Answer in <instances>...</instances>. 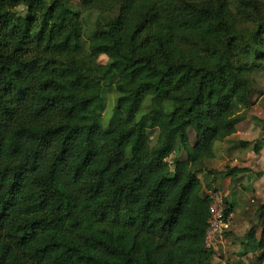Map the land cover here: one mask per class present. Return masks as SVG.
<instances>
[{
    "label": "trees",
    "instance_id": "1",
    "mask_svg": "<svg viewBox=\"0 0 264 264\" xmlns=\"http://www.w3.org/2000/svg\"><path fill=\"white\" fill-rule=\"evenodd\" d=\"M80 3L103 13L87 41L70 0H0V264H212L200 175L254 103L264 1ZM256 211L233 264H264V201Z\"/></svg>",
    "mask_w": 264,
    "mask_h": 264
},
{
    "label": "rangeland",
    "instance_id": "2",
    "mask_svg": "<svg viewBox=\"0 0 264 264\" xmlns=\"http://www.w3.org/2000/svg\"><path fill=\"white\" fill-rule=\"evenodd\" d=\"M264 1V0H263ZM81 0H70V4L76 8H79L81 11V16L82 20L84 23L85 27V32H84V39L87 41V34L90 31V27L93 25L94 22L100 21L101 18L103 17V13L100 11V9L96 6H92L89 9H84V7L81 5ZM20 11H22L20 9ZM113 13H116V9L113 10ZM106 61V57L104 55H101L98 58L99 63H104ZM264 72H259L253 74L252 78V95L251 99L252 101L260 99L259 106H257L256 111L261 115V117H264ZM115 86H111L110 88H106L103 92V97H104V103L100 107V119L102 118L103 122H106L107 119L111 116L112 112V106L114 104V97H115ZM249 110V109H248ZM263 113V114H262ZM263 119V118H262ZM255 120L253 122L249 121V125L251 126L254 125L255 128H249L248 124L245 126V130L248 132V137L251 138L250 141L254 142L257 139H262V147L261 150L263 149V153L261 156H264V123H259L257 124ZM263 121V120H262ZM258 126V127H257ZM252 127V126H251ZM260 132L258 136L255 137L257 132ZM157 131L152 130L151 131V139L152 142L155 140ZM253 137H255L253 139ZM191 140H193V134H191ZM246 150H251V149H246ZM244 150V151H246ZM252 151V150H251ZM253 152V151H252ZM254 153V152H253ZM255 154V153H254ZM172 154L171 156L168 157V160H171L173 158ZM180 156L182 154L180 153ZM254 157V156H253ZM262 164L264 163V160H261ZM211 161H208L205 167L204 173L200 175V179H202V184L204 186L205 190H210L208 188L207 181L204 180L203 178L206 177L209 173V171H218L217 168L213 167L211 165ZM262 164H256L255 168L250 169L249 172L246 174H242L239 177L235 178V180H232L230 184V194L225 193L222 190V187L219 186V182L215 183H209L211 188L215 186L216 188H219L222 190L224 193L226 200L228 204L232 203V217L230 219V229L227 232V239L226 243L219 248V250L215 253V255L212 258V264H222L223 262L228 263V264H233L235 261L238 259L239 256V249L237 248L238 246L240 247V240L242 237L247 234L251 233L254 236H258L259 232V227H258V214L256 211L257 204L262 202L261 200H257L255 196H252L247 194L246 191H249L251 188V181L250 178H254V173L259 170ZM226 166H229L228 163L225 164ZM225 165L221 166V169H224ZM220 168V167H219ZM264 168V167H263ZM241 180V187L237 189L236 191L233 192V198L230 197L232 194L231 191L233 189V182L235 185ZM217 181V180H216ZM259 186V185H258ZM259 190V189H258ZM260 193V191H258ZM251 197V198H250ZM231 201V203H230ZM237 228V230L233 233L231 229ZM224 251V252H223ZM224 253V254H223ZM229 253V255H227ZM240 259L246 262L252 261V254H248L247 256H240Z\"/></svg>",
    "mask_w": 264,
    "mask_h": 264
},
{
    "label": "crops",
    "instance_id": "3",
    "mask_svg": "<svg viewBox=\"0 0 264 264\" xmlns=\"http://www.w3.org/2000/svg\"><path fill=\"white\" fill-rule=\"evenodd\" d=\"M260 99L261 98L254 100V103L251 105L249 110L246 112V117L235 126V132L232 135H230L229 137H227L226 139H224L222 141H217L215 143V145H214V157L211 160V162H212L211 165H213V167L216 166L215 168H217L218 171L222 170L221 166L225 165L226 163L229 164V167H233V166L244 167V166H246L250 169L255 168L256 164H262L261 160H264V156H261L263 153V149L262 150L260 149L258 153L254 152L255 154L251 150H246V151L239 150V149L230 150V147L232 146L233 140H239V139L249 140V141L251 140V138L248 137V132L245 130V126H247V124H248L249 128H255V126L251 124V126H252L251 127L248 123L249 121L252 122V120H253V122H254L256 119H259V120H263L262 123H264V117L263 116L261 117V115H259V113L255 109V108H257V106H259ZM255 117H256V119H255ZM256 122H257V124L260 123L259 121H256ZM259 133L260 132L258 131L257 134L255 135V137L258 136ZM255 137H253V139ZM260 167L261 168L259 170H261V169L264 170V168H263L264 163ZM246 173H238L237 177H239L242 174H246ZM207 174L208 175L205 177L204 180L211 181L215 176L214 174H209V173H207ZM253 177L254 178H250V180H249V181H251V188L249 191H246V192L249 195L252 194V196H255V198L257 200H261L263 202L264 201V175L256 177L255 173H254ZM216 179H217V181H216ZM216 179L213 180L215 185L217 184L216 182H219V186L222 187V190L225 193L230 194V192H229L230 187H231L230 184L232 182L230 177L217 176ZM241 183H242L241 180L236 185L233 182V186H232L233 189L231 191L232 194L230 195L231 198H233V196H234L233 192L241 187V185H240ZM258 191H260V193ZM230 203H231V201H230ZM231 205H232V203H231ZM230 215L232 217L233 213L231 212ZM231 230L234 233L237 230V228L235 227ZM237 248H240V247L238 246ZM227 255H229V253H227ZM222 264H225V262H223Z\"/></svg>",
    "mask_w": 264,
    "mask_h": 264
},
{
    "label": "built area",
    "instance_id": "4",
    "mask_svg": "<svg viewBox=\"0 0 264 264\" xmlns=\"http://www.w3.org/2000/svg\"><path fill=\"white\" fill-rule=\"evenodd\" d=\"M209 195L210 204L208 208V226L204 236L205 247L215 253L221 248L227 239V232L230 229L231 215H225L227 204L222 190L213 186L210 190H205Z\"/></svg>",
    "mask_w": 264,
    "mask_h": 264
}]
</instances>
